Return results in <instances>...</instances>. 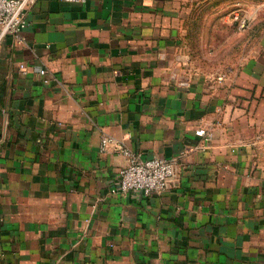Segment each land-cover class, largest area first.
<instances>
[{"label":"crops","instance_id":"1","mask_svg":"<svg viewBox=\"0 0 264 264\" xmlns=\"http://www.w3.org/2000/svg\"><path fill=\"white\" fill-rule=\"evenodd\" d=\"M26 18L24 43L0 40V264H264V0H34ZM104 134L177 158L169 186L111 192L128 157Z\"/></svg>","mask_w":264,"mask_h":264},{"label":"built area","instance_id":"2","mask_svg":"<svg viewBox=\"0 0 264 264\" xmlns=\"http://www.w3.org/2000/svg\"><path fill=\"white\" fill-rule=\"evenodd\" d=\"M34 0H0V40L6 37L12 38L17 43H24L26 37L24 29L28 25L26 18V8ZM70 2L84 3L87 0H66ZM239 28L244 29L248 26L249 20L242 13L240 7H236L231 16ZM21 68H25V63H20ZM42 74L46 73L45 68H41ZM226 72L217 76L218 80L226 78ZM196 134L204 138L203 147L208 145L212 138V130L205 127L196 129ZM119 151L128 157V163L121 167L117 174V181L111 187V192L129 194L133 190L142 191L145 195L163 192L170 184V181L176 173L177 158H164L159 156L143 157L139 153L117 138L104 134L101 138L100 150L108 151L110 148ZM197 146H190L188 149H194Z\"/></svg>","mask_w":264,"mask_h":264},{"label":"rangeland","instance_id":"3","mask_svg":"<svg viewBox=\"0 0 264 264\" xmlns=\"http://www.w3.org/2000/svg\"><path fill=\"white\" fill-rule=\"evenodd\" d=\"M240 8H241V7H240ZM241 10H242V9H241ZM232 11H233L232 8H229V9H228V13H230V12H232ZM230 19H231V18H230ZM235 26H236L237 28H239L238 25H235Z\"/></svg>","mask_w":264,"mask_h":264}]
</instances>
